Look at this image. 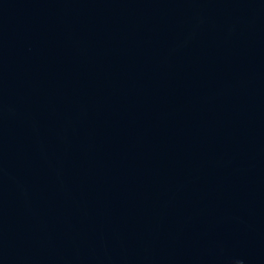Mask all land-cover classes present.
<instances>
[{"label": "water", "instance_id": "95a60500", "mask_svg": "<svg viewBox=\"0 0 264 264\" xmlns=\"http://www.w3.org/2000/svg\"><path fill=\"white\" fill-rule=\"evenodd\" d=\"M0 264H264V0H0Z\"/></svg>", "mask_w": 264, "mask_h": 264}]
</instances>
